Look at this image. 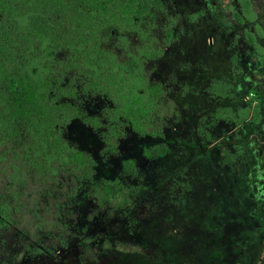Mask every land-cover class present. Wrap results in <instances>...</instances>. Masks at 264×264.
Masks as SVG:
<instances>
[{
	"label": "trees",
	"instance_id": "1",
	"mask_svg": "<svg viewBox=\"0 0 264 264\" xmlns=\"http://www.w3.org/2000/svg\"><path fill=\"white\" fill-rule=\"evenodd\" d=\"M157 9L166 12L164 0H0V251L15 225L23 240L66 241L83 193L110 213L127 209L131 186L99 177L95 154L67 132L76 120L93 127L107 161L122 156L130 131L165 135L175 102L147 70L164 53ZM96 97L106 103L91 113ZM168 151L166 142L144 147L150 158ZM122 163L124 177L141 172L132 157ZM34 245L28 250L41 252Z\"/></svg>",
	"mask_w": 264,
	"mask_h": 264
},
{
	"label": "flooded vegetation",
	"instance_id": "2",
	"mask_svg": "<svg viewBox=\"0 0 264 264\" xmlns=\"http://www.w3.org/2000/svg\"><path fill=\"white\" fill-rule=\"evenodd\" d=\"M196 2L190 15L189 33L198 35L194 41L195 58L200 59L201 54H206L200 65L203 62L206 64V67L202 65V69L207 71L208 83L201 89L193 86L194 90L191 91L195 112L189 135H186L189 139L184 140L191 152L188 157L182 156L178 160V167L168 171L163 165L155 166L160 162L151 161L155 158L145 154L143 148V158L148 164L146 170L139 174L129 173L127 176L132 182L125 178L131 186L125 215L128 226L126 238L129 240L126 243L132 245V240H139L146 248L145 256L154 255L169 264L170 259L165 255L170 247L166 237H157L156 231H169L174 226L175 231L172 233L179 235L181 229L177 225L183 222L195 243L199 240L201 230L207 234L216 233L222 239L218 247L210 252L212 258L217 256L215 254L221 255L222 264H232L230 257L235 261L244 258L248 263L255 259L256 264H262L264 234L259 238L258 232L264 225V0ZM174 23L171 39L175 34ZM161 40L165 50V39ZM168 40L171 42L170 38ZM197 49L200 50L199 55ZM216 67L225 68L226 72L218 70L213 73ZM202 73L205 74L204 71ZM164 132L166 135V126ZM180 140L182 133L174 140L175 146L179 145ZM166 154L157 159H165ZM148 169L157 171L156 189L149 187L148 181L152 176ZM134 176L136 181L133 180ZM233 185L238 189V206L220 209L217 221H220L221 226L214 225L213 221L208 224L211 216L209 208L215 205L213 196ZM151 195L158 201L156 205L151 203L153 208L149 211L155 215L152 221L149 220L154 224L152 236L146 231L149 221L144 222L145 232L138 234L143 229V222L137 207L153 200ZM197 212L198 218L194 215ZM27 238L31 240L33 237L30 235L24 240ZM56 238L50 237L47 245L43 242L31 243V247L38 244L41 252L35 253L27 248L20 259L7 260V264H17L20 260L31 264L43 256L64 258L71 243ZM104 238L94 242L101 249L111 252L117 249L119 240L116 235L112 241L109 240L110 236ZM90 239L83 236L81 243ZM108 240L109 247H102L101 243ZM262 244L258 252L257 246ZM80 255L82 257L84 253ZM140 264H145V260Z\"/></svg>",
	"mask_w": 264,
	"mask_h": 264
},
{
	"label": "rangeland",
	"instance_id": "3",
	"mask_svg": "<svg viewBox=\"0 0 264 264\" xmlns=\"http://www.w3.org/2000/svg\"><path fill=\"white\" fill-rule=\"evenodd\" d=\"M165 3L166 12L157 9L152 18L153 29L160 39H165L167 36V17L171 16L175 19V34L173 39L170 37L171 42L169 45L165 46L166 48L162 56L147 64V70L154 82H162L167 88H170L169 96L172 97L175 102L176 114L173 117L169 116L167 118L169 124L166 126L165 137H154L153 135L141 137L135 131H130L129 136L121 145L122 156H111L108 161L104 160L101 156L103 142L98 138L94 129L81 120L73 122L68 128V137L74 143L91 150L95 154L99 162L97 166L99 177L115 178L121 176L122 179L124 178V181L126 180L125 182H132L131 178L128 176L124 177L122 174L123 158H135L137 164L141 166L140 171L143 172L148 166L147 161L145 162V159L143 158V148L144 146L152 145L154 143L166 142L169 145L170 149L167 152L165 159L160 160L155 158V160H151L155 163L156 160H158L160 163L159 165L156 163L155 166L159 167L163 165L168 171L170 169H175L176 166L178 167V160L182 156L188 157L191 152V148L186 142H184V140L189 139L186 135H189V130L191 129L192 121L194 119L193 114L195 112V105L193 98L191 97V91L194 90L193 86L197 89H201L208 83V79L206 81L207 71L206 69H202V65L206 67V64L203 62V64L200 65L201 61H204L206 54H201L200 59L195 58L193 54V51L195 50L194 41L198 35L189 33L191 27L190 15L194 10V5L198 2H196V0H165ZM196 53L199 55L200 50L197 49ZM197 60L199 61L196 62ZM201 69L205 74L202 73ZM218 70L226 72L225 68L216 67L214 68L213 73ZM105 103L104 99L96 97L90 99L87 103V107L91 113H98ZM180 133H182V140L179 141V145L175 146L176 143L174 140L179 137ZM148 171L150 177L152 176L148 181L149 187L151 189H156L158 186L157 171L151 172L150 169H148ZM133 180L136 181V176H134ZM237 193V186L233 185L231 188L229 187L225 189L217 196H213V202L215 205L209 208L211 211L208 212L211 216L208 218V224L213 221L214 225L221 226L220 221H217V215L220 214L219 211L221 208H226L227 206L235 208L238 206L236 200ZM151 197L153 200L145 201V203H141L137 207V211L143 222L141 223L143 229L141 232L138 231V234L145 232L143 231L146 227L144 222L149 220L152 221V219L155 218V215L149 211L153 208L151 203L156 205L158 201L155 196L151 195ZM166 203H169L168 198L166 199ZM73 206L74 209L69 218L70 225L66 232V234L69 235L67 240L71 245L69 246L66 255L64 254L65 257L48 258L47 256H43L42 258L31 262V264H140L142 260H145V264H166L162 259L154 255L145 256L147 255L145 254L146 248L141 241L132 240V245L126 243L129 241L126 238L128 226L125 220L126 216L124 215L126 214L127 209L120 208L122 215L120 212L116 213L115 211L110 213L106 208L100 207L91 197L84 193L80 195L77 204ZM212 210H214V212ZM194 215L196 218L199 217L198 212L197 214L194 213ZM205 218L206 216L204 215V219ZM151 221L148 222L147 226H149L146 231L152 236L151 228L154 224H151ZM18 228L19 227L15 225L3 236L4 239L1 244L0 260H10L14 258L20 259L23 254L27 252L28 245L33 242L38 243L37 236L33 237L31 240L30 238L22 240L21 236H19ZM177 228L181 229L179 235L172 233V231H175L174 226L173 228H170L169 231H156L157 237H166L165 240L170 247L169 252L167 251V254L165 255L166 258L170 259L169 264L223 263L221 255L215 254L217 255L215 256L213 254L215 257L212 258V254L210 253L215 247H218L219 241H222L216 233L207 234L205 231L201 230L199 233V240L195 243L192 241L191 233L188 232L185 223H178ZM261 228L262 230H259L258 232L259 238L264 234V225ZM71 235L74 236V240H71ZM106 235L110 236V241L115 239V235L119 240L117 249L112 252L108 249H101L94 242L99 238L105 239L104 237ZM83 236L86 238L91 237V239L88 242L81 243ZM109 240L101 243V246L108 248L110 245ZM255 241L258 242L259 239H255ZM43 243L47 245L48 239L44 240ZM262 247L263 244L257 246L259 249L258 252H260ZM80 253H84V255L81 257ZM230 259H232V264H256L255 259L249 263L246 262L244 258H239L237 261L233 260V257H230ZM17 264L28 263L20 260ZM262 264H264V262Z\"/></svg>",
	"mask_w": 264,
	"mask_h": 264
}]
</instances>
